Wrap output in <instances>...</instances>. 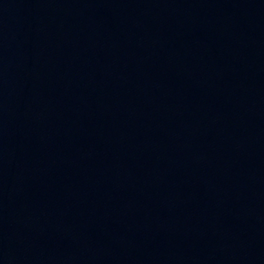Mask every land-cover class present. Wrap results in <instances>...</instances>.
<instances>
[{"label": "water", "instance_id": "obj_1", "mask_svg": "<svg viewBox=\"0 0 264 264\" xmlns=\"http://www.w3.org/2000/svg\"><path fill=\"white\" fill-rule=\"evenodd\" d=\"M0 264H264V0H0Z\"/></svg>", "mask_w": 264, "mask_h": 264}]
</instances>
